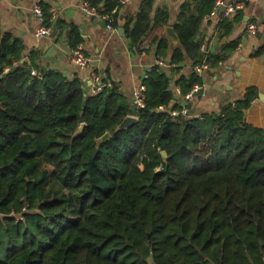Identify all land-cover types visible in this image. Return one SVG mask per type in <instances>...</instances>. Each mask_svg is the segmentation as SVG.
I'll return each instance as SVG.
<instances>
[{
  "label": "trees",
  "instance_id": "trees-1",
  "mask_svg": "<svg viewBox=\"0 0 264 264\" xmlns=\"http://www.w3.org/2000/svg\"><path fill=\"white\" fill-rule=\"evenodd\" d=\"M86 1L100 13L120 4ZM215 3L185 4L173 50L163 9L153 19L143 7L126 35L138 51L156 45L175 71L186 58L194 67ZM206 56L212 68L225 59ZM22 58L21 44L0 36V264H264V128L245 118L257 87L221 112L174 117L158 107L180 108L175 86L185 94L203 83L195 71L174 80L155 65L136 110L114 82L86 95L79 79L41 67L36 51ZM133 113L139 121L120 129Z\"/></svg>",
  "mask_w": 264,
  "mask_h": 264
},
{
  "label": "crops",
  "instance_id": "crops-1",
  "mask_svg": "<svg viewBox=\"0 0 264 264\" xmlns=\"http://www.w3.org/2000/svg\"><path fill=\"white\" fill-rule=\"evenodd\" d=\"M188 1L129 0L121 3L119 0L120 4L112 13H100L98 10L99 14L93 18L84 9L85 4L89 3L86 0H0V36H8L11 41L21 44L22 61L36 51L41 67L59 72L69 80L79 79L86 95H95L91 73L98 71L108 85L112 82L118 85L130 104L136 87L145 84L148 66L157 65L158 55L156 45L148 51L133 48L126 31L123 35L119 28L125 29V25L131 18H136L143 7L149 10L153 19L159 9L165 10L168 13L167 25L175 27ZM35 4L47 7L54 22L62 23L61 26L50 24L52 33L41 39L36 35L38 20L33 13ZM100 10H104V6ZM115 13H118L117 25L112 23L116 22ZM222 13L220 9L216 14L208 13L201 24L198 38L208 49V54H223L225 59L216 68L209 66L204 71L203 88L194 96L192 110L203 114L221 112L226 104L242 98L248 87L255 86L259 94L251 107L245 110V118L264 128V51L255 55L256 51L264 48V0H247L244 8L230 17L231 26L228 29L221 25L224 18ZM107 15L108 18H105ZM103 19L111 22L116 29L104 27L101 24ZM250 22L258 24L255 34L247 31ZM73 31L80 40L77 44L71 38ZM167 38L170 49L176 48L171 38ZM234 43L235 47L232 46ZM79 45L92 59L91 66H80L72 61L70 50ZM179 66V71L173 70V65L168 63L161 67L174 80L181 74L189 75L195 67L189 58ZM183 95L180 86L176 85L174 101L181 103ZM130 105L135 108L134 102Z\"/></svg>",
  "mask_w": 264,
  "mask_h": 264
},
{
  "label": "built area",
  "instance_id": "built-area-1",
  "mask_svg": "<svg viewBox=\"0 0 264 264\" xmlns=\"http://www.w3.org/2000/svg\"><path fill=\"white\" fill-rule=\"evenodd\" d=\"M129 0H120L121 3H125ZM246 4V0H216L215 6L213 7L211 14H216V12L221 8V6H225V10L223 11V17L228 18L231 17L234 13H237L239 10H242ZM84 9L92 14V15H98L99 12L96 8L92 7L89 3H86L84 6ZM33 13L36 16L38 20V26L36 30V35L39 39L44 38L46 36H49L52 33V26L48 24V19L45 14L44 9L40 4H35L33 7ZM105 18H108V15L105 16ZM107 26L115 30L116 28L113 26L111 22H107ZM247 31L250 34H255L258 31V24L255 22H250L248 24ZM202 50L205 52V58L201 63H198L194 67V71L202 77L204 71L209 68L210 63L207 59L208 49L205 45H202ZM70 57L74 63L80 66H91L92 65V59L84 52L81 45L72 48L70 50ZM166 64L165 59L163 57H158L157 59V65L158 66H164ZM153 65L148 66L146 77L149 76V73L153 70ZM32 73L34 75H40V72L33 68ZM92 80L94 82V90L93 92L95 94L101 92L106 86H108V83L104 81L100 75V73L96 70H93L91 73ZM203 88V83H195L191 90H189L187 93L183 95V101L180 103V108H173V107H167L166 105H160L158 107L159 111L167 112L172 116H185L186 118H194V117H203V113H197L192 110L191 102L194 98V96L199 93ZM134 99V106L136 110H140L142 108H145L146 106V85L141 84L134 90L133 94ZM133 115L138 116L137 113H133Z\"/></svg>",
  "mask_w": 264,
  "mask_h": 264
},
{
  "label": "water",
  "instance_id": "water-1",
  "mask_svg": "<svg viewBox=\"0 0 264 264\" xmlns=\"http://www.w3.org/2000/svg\"><path fill=\"white\" fill-rule=\"evenodd\" d=\"M229 1V0H226ZM225 10V6H221L220 11H224ZM92 17L94 18L95 15H92ZM101 24L104 27H107V21L105 19L101 20ZM119 32L121 34H125V29L123 27L119 28ZM163 36L164 37H169L172 40V44L175 47H179L181 46V40L180 37L178 35V33L175 30L174 26L171 25H167L165 26L164 32H163ZM261 96H263V94H261ZM134 102V100L132 99V101L130 102V104H132ZM139 121V117L133 114H129L127 115L122 122L119 124V128L123 129V128H129L131 126H133L134 124H136ZM86 126V122H82V124L80 125L78 131L76 132V135L79 134ZM111 137V133L108 131L106 132L102 137H100L98 139L99 142H103L106 141L107 139H109ZM162 155L164 156L165 160H167L168 158V153L166 150L162 151Z\"/></svg>",
  "mask_w": 264,
  "mask_h": 264
}]
</instances>
